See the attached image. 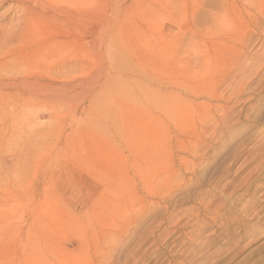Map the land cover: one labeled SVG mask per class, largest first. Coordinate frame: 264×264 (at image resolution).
Masks as SVG:
<instances>
[{
    "label": "rangeland",
    "instance_id": "obj_1",
    "mask_svg": "<svg viewBox=\"0 0 264 264\" xmlns=\"http://www.w3.org/2000/svg\"><path fill=\"white\" fill-rule=\"evenodd\" d=\"M88 1L72 72L6 85L54 22L0 58V264H264V0Z\"/></svg>",
    "mask_w": 264,
    "mask_h": 264
},
{
    "label": "bare ground",
    "instance_id": "obj_2",
    "mask_svg": "<svg viewBox=\"0 0 264 264\" xmlns=\"http://www.w3.org/2000/svg\"><path fill=\"white\" fill-rule=\"evenodd\" d=\"M3 3H11L8 12L12 15L11 18H8L10 14H7V12L0 21V58H4V53L8 52L19 40L26 39L31 33H35V30H39L40 28L38 25L43 23H55V25L48 30V34L52 39L48 40V43L43 42L39 44V47H47L46 57L42 60H44L46 66L47 64H51L53 67L51 69L49 67L45 75L35 74V76L28 77L27 79V75L24 73H27V69H32L33 64H27L26 54L24 53V55H22L21 53V60L17 59L18 61L15 60V62H12L9 69L12 73H17V76H19L17 77L18 80L17 82L6 83V85H22L24 87H27V85L36 86L40 85V80L44 78L55 79L56 76L54 75L59 76L61 74L59 69L62 67L66 68V73L73 71L74 66L72 64L71 67L68 68L66 63H60L58 59L50 61L48 59V54L51 56L56 55L59 45L63 42L65 37L69 40H75L77 35L88 33L89 25L87 24L88 19L85 14L91 7L88 0H84L83 4L79 3V0H0V4ZM7 54H10V52ZM3 65L4 63H0V66ZM20 74L22 76H20ZM254 170L245 175L243 178L244 180L237 186L238 188L249 190L251 186L254 185L253 182L259 181L261 183V179L259 178L258 180L256 178ZM255 188H259V183L254 185L253 193H251L252 195H256L258 192ZM256 202L258 204V200L254 197L252 200L236 198L233 204L228 203L230 208L227 203H222L218 210L213 212L214 216L217 214L213 219L216 222H218L217 220L227 221L224 226L233 223H237L241 226L243 217L247 216V213L250 212L251 205L257 206ZM222 210L230 211V213L226 214L228 217L221 215L220 212ZM263 211L264 208H260L258 214H262Z\"/></svg>",
    "mask_w": 264,
    "mask_h": 264
}]
</instances>
